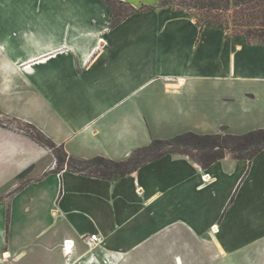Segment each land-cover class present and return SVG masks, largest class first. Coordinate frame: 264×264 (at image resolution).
Returning <instances> with one entry per match:
<instances>
[{
    "label": "crops",
    "instance_id": "obj_1",
    "mask_svg": "<svg viewBox=\"0 0 264 264\" xmlns=\"http://www.w3.org/2000/svg\"><path fill=\"white\" fill-rule=\"evenodd\" d=\"M120 1L155 9L109 27L100 0H0V66L29 65L0 87V110L70 155L114 161L186 132L234 134L199 130L226 107L258 120L246 132L264 128V44L160 0ZM2 133L0 264H264V150L206 168L169 153L111 181L49 168L2 197L46 153L17 134L1 150ZM92 234L102 242L88 252Z\"/></svg>",
    "mask_w": 264,
    "mask_h": 264
},
{
    "label": "trees",
    "instance_id": "obj_2",
    "mask_svg": "<svg viewBox=\"0 0 264 264\" xmlns=\"http://www.w3.org/2000/svg\"><path fill=\"white\" fill-rule=\"evenodd\" d=\"M100 1L106 4L110 10L109 27H114L125 17L133 13L152 11L155 9L152 6H142L139 9H135L120 0ZM187 1L191 2V8L205 11V18L200 24L197 23L199 27L219 24L225 28L226 34L242 35L248 43L264 44V0ZM113 3L124 5L127 8V12L115 21L111 20ZM158 6H167L166 0H160ZM231 8H233V13L229 14L228 12ZM178 9L186 11L185 8ZM213 10L221 11L223 15H212L211 11ZM37 132L41 136V140L36 141L56 151L54 153L56 159V168L53 169L54 172L58 173L66 170L72 173L110 181L130 174L145 163L169 153L187 155L202 168H206L226 157V154H232L235 160L251 161L259 152L264 150V128L251 130L240 135L228 133L223 128L219 133L215 134L202 135L186 132L169 139H155L149 145L132 151L128 158L123 161H114L103 156L86 159L68 154L62 144H56L39 130ZM188 148L200 152L201 155L197 158L192 157L187 153ZM29 169L30 167L19 174V177Z\"/></svg>",
    "mask_w": 264,
    "mask_h": 264
},
{
    "label": "rangeland",
    "instance_id": "obj_3",
    "mask_svg": "<svg viewBox=\"0 0 264 264\" xmlns=\"http://www.w3.org/2000/svg\"><path fill=\"white\" fill-rule=\"evenodd\" d=\"M166 5L167 6H165V7H168V8L173 9V10H175V9L179 10L178 8H185L186 11H183V12H185L186 14L192 15L197 26H199L198 24H200L203 21V19L205 18V16H204L205 11H203L201 9L191 8L192 4H191V2H189L187 0L186 1H184V0H166ZM180 11H182V10H180ZM126 12H127V8L124 5L113 3L111 20L115 21V20L119 19V17L121 15H124ZM228 13L232 14L233 8H231ZM211 14L216 15V16L223 15V13H221V11H216V10L211 11ZM214 25H219V24H214ZM219 26L223 27L222 25H219ZM224 30H225V28H224ZM225 32H226V30H225ZM228 35H231V34L228 33ZM28 66H29L28 63L27 64L22 63L21 66L16 67V68H11V67L6 66V65H1L0 66V87L3 88L5 86L4 90H6L7 92L10 91L9 86H10L11 82L19 74V73H15V72L16 71L17 72H20V71L25 72V70H26V68H28ZM29 106H30V104L27 103V105L25 107H29ZM235 109H237V110H235ZM235 109H233V108L227 109V107H226V108L218 111L219 113L218 112L213 113L215 115H210L207 118V122L203 125V127L199 128V130L203 131V132L204 131L205 132H207V131L212 132V131H215V129L217 130L220 125H227V126H229V128L233 132H235L234 134L239 135L242 133H246V130L258 128L257 127L258 120H256L253 115H251L248 111L243 112L241 110H238V108H236V107H235ZM41 117H42L41 113H39L34 117V119L39 120V119H41ZM0 130L2 132H5V133H2V137H1V141L4 144V146H2L1 150H5V148H6V150H9L10 149L9 146H10L11 142H9L8 140H9V138H11L10 135L11 134H13V135L17 134L19 136L21 135L26 140H32L38 146H40L42 149H44L46 151L45 155L38 162H36L32 165H29L24 170H22L19 174L23 173L27 168L30 167V169L27 172H25L20 177L18 174V176L15 178V180L9 181V183L7 185H5L4 188H2V190H1L2 197H5L6 195L8 196L14 189H17V188L25 185L26 183H29V182H32V181H35V180L41 178L42 175L49 168L52 170L54 168H56V159H55V154H54V153H56V151L53 149H50V148H48V147H46V146H44L41 143L36 141V140H41V136L39 135V133L37 132V129L33 125L23 123V122L19 121L18 119L3 113L0 110ZM7 135H9V136H7ZM187 153H189L192 157H196V158L201 155L200 152H196L191 148L187 149ZM0 155H2V154H0ZM23 155L29 156V157L36 156V155H38V148L37 147L28 148V149L24 150ZM226 156L233 159L232 154H226ZM6 169H8V163L6 161H1V163H0V180H2V181L5 179L4 178V172L6 171ZM258 169L261 170L260 163H259ZM246 185L249 186L250 182L247 183ZM257 186H260L258 188H264L263 180L261 183L257 184ZM5 192H7V193H5ZM246 194H248V191H246ZM262 197H263V195H262ZM238 201H239V205L241 206L244 202V196H241L238 199ZM229 246L227 248H229Z\"/></svg>",
    "mask_w": 264,
    "mask_h": 264
},
{
    "label": "built area",
    "instance_id": "obj_4",
    "mask_svg": "<svg viewBox=\"0 0 264 264\" xmlns=\"http://www.w3.org/2000/svg\"><path fill=\"white\" fill-rule=\"evenodd\" d=\"M83 241L85 242V244L87 245L88 249L87 251H91L92 249H94L95 247H98L100 246L102 240L100 239V237L97 235V234H92L90 236H85L83 237ZM73 247V241H64L63 243V249L66 251V259L68 260L70 256V250L72 249ZM69 251V252H67Z\"/></svg>",
    "mask_w": 264,
    "mask_h": 264
}]
</instances>
